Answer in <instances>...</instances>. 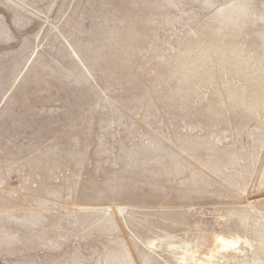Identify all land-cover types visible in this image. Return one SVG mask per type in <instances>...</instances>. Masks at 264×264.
Segmentation results:
<instances>
[{"label": "rangeland", "instance_id": "obj_1", "mask_svg": "<svg viewBox=\"0 0 264 264\" xmlns=\"http://www.w3.org/2000/svg\"><path fill=\"white\" fill-rule=\"evenodd\" d=\"M0 264H264V0H0Z\"/></svg>", "mask_w": 264, "mask_h": 264}, {"label": "bare ground", "instance_id": "obj_2", "mask_svg": "<svg viewBox=\"0 0 264 264\" xmlns=\"http://www.w3.org/2000/svg\"><path fill=\"white\" fill-rule=\"evenodd\" d=\"M221 240V239H220ZM218 241L219 242V247L220 248H228V246L229 247H232L233 245H235L236 244V242H233V240H231V241H224V240H221V241ZM236 240H239V239H237L236 238ZM235 241V240H234ZM246 243V242H245ZM237 245V244H236ZM233 248V247H232ZM225 250V249H224Z\"/></svg>", "mask_w": 264, "mask_h": 264}]
</instances>
